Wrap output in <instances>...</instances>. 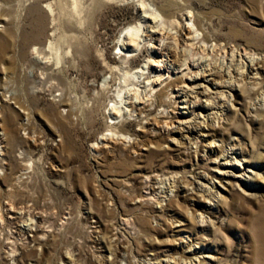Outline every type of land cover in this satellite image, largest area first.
Returning a JSON list of instances; mask_svg holds the SVG:
<instances>
[{
    "label": "rangeland",
    "instance_id": "374dc122",
    "mask_svg": "<svg viewBox=\"0 0 264 264\" xmlns=\"http://www.w3.org/2000/svg\"><path fill=\"white\" fill-rule=\"evenodd\" d=\"M143 2L177 24L198 17L212 66L244 51L264 67V0H0V264H261L264 75L232 91L233 109L198 143L175 146L136 112L115 129L110 111L137 99L124 79L151 57L119 52ZM162 109L153 98L142 114L157 122ZM233 144L249 164L240 179L213 169Z\"/></svg>",
    "mask_w": 264,
    "mask_h": 264
},
{
    "label": "bare ground",
    "instance_id": "6f19581e",
    "mask_svg": "<svg viewBox=\"0 0 264 264\" xmlns=\"http://www.w3.org/2000/svg\"><path fill=\"white\" fill-rule=\"evenodd\" d=\"M140 6L142 9L140 22L132 26H126L120 34V57L126 63L135 53H141L146 49L151 54V57H147L143 65L133 70L130 75L127 74L124 79V82L130 80L134 84L133 94L136 95L135 98L137 99L131 100L128 95H125L126 97L123 101L125 106L121 107L118 105V107L110 111V115L116 119L112 122L113 127L115 129L124 128L125 115H134L136 112L141 119H143L142 116L145 117L146 123L151 128L156 129V131H167L168 141L175 146L185 147V145L188 146L191 143H198L199 140L201 141L202 138H205L204 136H215L217 129L214 124L220 119V114L224 110L230 111L233 109L231 102L232 91L242 90L244 87L250 91L248 83L252 85L263 84V81L260 80L262 79L261 73L264 75L263 65L260 64L261 62L259 60L255 59L256 57H252L253 54H249L248 52L236 53L238 56L237 59L233 51H229L231 53L228 58L224 51V55L222 56L223 60L221 59L224 62L223 64L221 63L222 65L220 67L216 68V66L211 65L212 63L208 59L207 53L208 46L210 45L206 43L204 33L202 36H199L200 20L198 17H196V26L193 28V26L186 23L177 24V20L175 21L172 17L164 16L161 11L150 7L147 3L145 4L143 2ZM186 17L190 19L193 15L189 11ZM175 26L179 34H174L171 31ZM209 48L213 49L212 46ZM171 50L183 52L184 57H182L181 63L177 64L171 59ZM224 87L228 89V92L224 90ZM124 88L120 89L123 91L125 90ZM250 88L252 90L254 86ZM128 94L131 93L128 91ZM201 97L205 98L204 103ZM153 98H156L160 105L163 106L160 115L161 119L157 122L155 120L153 121L151 117H148L150 115L149 111L144 115L142 114ZM119 101H122L121 98ZM170 101L174 103L173 106L175 109H171V112L168 109L171 103ZM123 104L121 103V105ZM255 108L258 111L264 110V96L261 97L259 105H256ZM119 117H122V119L117 120ZM200 117L202 120L196 123L195 120ZM206 119L207 123L202 125ZM210 119L211 122H208ZM201 125L203 127L200 130ZM145 127L142 125V128ZM221 146L223 147V145ZM200 147L202 149L205 148L203 142H201ZM207 147L210 152L221 150L214 143V139L207 143ZM232 147L229 148L231 150H224L222 148L223 152L221 155H224L225 152H230L232 155L226 158L225 163L217 162L219 156H216L212 160L214 164L216 163L213 169H215L217 174L240 179L249 172V169L245 166L249 164L241 163L238 158L232 157L233 154H238L234 150V144ZM197 184L198 187L202 185L199 182ZM185 186L183 188L187 190L188 186ZM213 187L216 188L214 185L211 186V188ZM222 195L218 188L215 191H209L207 202L212 206L215 204L213 201L222 199ZM261 219L263 220L261 223L262 229L256 237L259 245L256 247L255 254L261 259V264H264V217ZM200 221L204 222V218H201ZM194 257L189 260L184 259L180 264L203 263L201 259L194 263L200 256L196 255Z\"/></svg>",
    "mask_w": 264,
    "mask_h": 264
}]
</instances>
